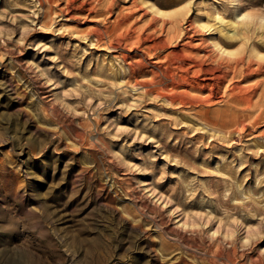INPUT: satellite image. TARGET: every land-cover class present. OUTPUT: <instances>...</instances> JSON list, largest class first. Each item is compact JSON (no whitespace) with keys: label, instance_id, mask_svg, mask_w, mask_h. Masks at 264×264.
Listing matches in <instances>:
<instances>
[{"label":"rangeland","instance_id":"374dc122","mask_svg":"<svg viewBox=\"0 0 264 264\" xmlns=\"http://www.w3.org/2000/svg\"><path fill=\"white\" fill-rule=\"evenodd\" d=\"M190 53L264 69V0H0V264H264V70Z\"/></svg>","mask_w":264,"mask_h":264},{"label":"bare ground","instance_id":"6f19581e","mask_svg":"<svg viewBox=\"0 0 264 264\" xmlns=\"http://www.w3.org/2000/svg\"><path fill=\"white\" fill-rule=\"evenodd\" d=\"M154 13H155V11H154ZM179 16H181V14ZM143 19H144V17H143ZM118 20H119V18H118ZM155 20L156 19H153L152 21H155ZM132 23H134V22H132ZM163 25H165V24H163ZM188 26H189V29L187 28L188 30L186 31L185 34L187 35V38L189 39L188 43H190L191 40L195 39V37H196V35H197V33L199 31L192 24H190ZM155 29H156V27H155ZM230 37L234 38L233 36H230ZM214 44H215V48L216 49H219L220 51L222 50V48L221 49L219 48L218 44H216V43H214ZM226 44H227V46L233 45V44H230V43H226ZM165 45H166L165 42H162L160 44L156 43L152 47H148V49L149 50H153V49L157 50V49H160V48H164ZM189 45H191V43ZM112 48H113L112 46H107V49H109V50H111ZM251 51H254V50H251ZM153 52H154V50H153ZM186 55H187L186 57H188V58L184 59V60L185 61H189V63H184V61H183L182 63H174L173 65L172 64L168 65L166 67L165 71L163 72V74L162 75H158V77H156V81L151 86V88L160 87L161 90H166L167 88L171 87L174 90H178L179 88L185 87L184 85H186V84L191 85L193 82H196L197 80L203 78L202 80H204L205 82H208L205 85V86H207L208 94H207L206 98L202 99V102H206L208 104L209 103H213V102L214 103H218V102H222V97H223V96H218L219 93H220L219 91H221V86L224 84V82L227 81V79L230 76L235 77V76L244 74L243 77L246 79L247 77H250L253 74H257V73L261 72L262 69H263V66L260 65V64L258 65L257 69H253L251 64H249L247 67H245L244 59L236 60V61H228V62L224 63L223 61L218 62V61L214 60L211 55H208L206 60H210L211 61V63H210L211 66H210L209 64H205V60H202V58L198 57L197 55H193L191 53L190 54H186ZM256 59H258V58H256ZM261 61H263V60H261ZM213 63L215 65H217V66L214 67L212 65ZM246 72H248V73H246ZM137 88H139V87H137ZM238 89H240V91H241L240 87H233L231 89L232 94L228 98V100H227L228 102L229 101H235V100H237L238 97H242L243 98L242 94H244V93L238 91ZM252 90H253V88H252ZM247 91L249 92L248 89H247ZM250 93H251V91H250ZM166 98L169 99V101L171 100L174 103L177 101V99H172L170 97L169 98L166 97ZM241 99H239V100H241ZM243 106H244V104H243Z\"/></svg>","mask_w":264,"mask_h":264}]
</instances>
